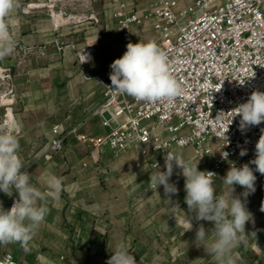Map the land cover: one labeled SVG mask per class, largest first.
I'll return each instance as SVG.
<instances>
[{
	"label": "crops",
	"instance_id": "obj_1",
	"mask_svg": "<svg viewBox=\"0 0 264 264\" xmlns=\"http://www.w3.org/2000/svg\"><path fill=\"white\" fill-rule=\"evenodd\" d=\"M111 1L17 0L12 14L16 48L0 58V73L12 76L15 97L0 108V117L7 115L24 168L44 193L40 203L49 212L26 246H0V256L11 255L19 264H107L115 244L123 240L137 264H212L194 241L201 224L209 234L214 224L193 218L192 230L184 232L186 214H194L185 203L182 173L171 175L169 182L177 192L166 196L162 185L149 188L144 169L134 168L133 151L114 154L105 149L97 154L72 136L61 153L46 158L57 124L77 126L88 136L106 131L94 115L102 102L97 80L110 78V65L128 44L112 17ZM149 5L148 0H137L139 11ZM129 31L131 43L147 42L141 35L146 32L134 26ZM209 163H198V170H207ZM49 174L62 178L61 192L49 193ZM214 180L216 194L230 192L222 178ZM234 187L233 195L240 196L252 214L245 225L246 243L234 250L235 264H264V243L258 237L264 194L255 188L244 198V189ZM16 196L0 191L2 206L10 209ZM255 202L258 208L252 207Z\"/></svg>",
	"mask_w": 264,
	"mask_h": 264
},
{
	"label": "built area",
	"instance_id": "obj_2",
	"mask_svg": "<svg viewBox=\"0 0 264 264\" xmlns=\"http://www.w3.org/2000/svg\"><path fill=\"white\" fill-rule=\"evenodd\" d=\"M148 1L149 9L139 11L137 0H112V17L124 43L130 42L132 26L157 34L155 42L171 60L182 95L149 103L111 88L110 78L100 77L102 102L94 115L105 133L88 136L77 126L57 124L51 130L46 158L61 153L72 136L97 154L105 149L114 154L133 151L134 168L144 169L149 176L157 165L166 170L165 156L171 153L184 161H209L207 171L216 173L213 179L223 178L233 164L240 167L255 158V145L264 130V122L241 130L240 117L231 112L253 91L264 92V0ZM14 97L12 76L0 73V108ZM219 112L226 114L217 120ZM8 123L7 115L0 117V125ZM242 149L247 151L244 156ZM223 152L229 153L227 160ZM181 173L174 164L172 176ZM254 174L255 188L264 194V175ZM149 188L155 186L149 182ZM258 237L264 243V222ZM0 264L19 263L3 254Z\"/></svg>",
	"mask_w": 264,
	"mask_h": 264
},
{
	"label": "clouds",
	"instance_id": "obj_3",
	"mask_svg": "<svg viewBox=\"0 0 264 264\" xmlns=\"http://www.w3.org/2000/svg\"><path fill=\"white\" fill-rule=\"evenodd\" d=\"M17 7V0H0V58L10 56L15 51L17 42L12 34L15 23L12 14ZM126 49L124 54L110 65L111 88L149 103L171 101L182 95L184 89L172 74L171 60L155 41L129 42ZM231 112L240 117L241 130L260 125L264 122V92L253 91L245 103ZM224 114L226 113L219 112L215 119H222ZM10 127L0 125V191L9 197L15 192L17 196L10 209H5L0 202V246L19 243L24 247L34 238L49 209L40 203L45 196L34 185L32 174L24 170L23 161L19 156V142L9 131ZM225 139L227 144L226 135ZM246 154L245 149L240 151L241 156ZM221 155L227 160L229 153L223 152ZM174 164L182 169L185 179V203L188 212L194 214H186L184 232L192 230L193 218L196 221L213 223L214 228L210 234L202 224L199 226L195 234V245L203 247L212 264H235L234 250L246 243L245 225L252 219V214L241 197L233 195L234 186L239 185L244 189V198L255 192L257 177L254 172L264 175V130L255 145V158L240 167L233 164L222 178L223 184L230 188L226 195L216 194L213 179L216 173L200 171L198 163L184 161L167 153L166 170L160 171L157 165L156 172L150 176V183L156 189L162 185L166 196L177 192L175 185L169 182ZM250 165H255V169ZM45 184L50 194L59 193L63 188L62 178L53 174L46 177ZM173 208L179 207L177 205ZM261 211H264V206ZM107 264H137V260L131 254L130 246L120 240L115 244Z\"/></svg>",
	"mask_w": 264,
	"mask_h": 264
},
{
	"label": "rangeland",
	"instance_id": "obj_4",
	"mask_svg": "<svg viewBox=\"0 0 264 264\" xmlns=\"http://www.w3.org/2000/svg\"><path fill=\"white\" fill-rule=\"evenodd\" d=\"M116 22V21H115ZM117 24V23H116ZM138 32H140L139 31V29H138ZM141 35H143V36H145V38H146V40L147 41H155V39L157 38V34L155 33V32H151V31H148V32H146V33H142ZM236 188V187H235ZM260 205V203H257V202H255L254 204H253V206L252 207H254V208H258V206ZM256 218H258V219H260V217L259 216H256ZM257 221V220H256ZM260 222H256L255 223V225L257 224H259ZM256 225V226H257Z\"/></svg>",
	"mask_w": 264,
	"mask_h": 264
}]
</instances>
